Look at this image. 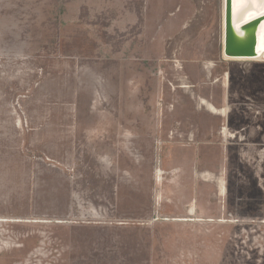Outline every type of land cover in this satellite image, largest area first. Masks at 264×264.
Masks as SVG:
<instances>
[{
	"label": "rangeland",
	"instance_id": "1",
	"mask_svg": "<svg viewBox=\"0 0 264 264\" xmlns=\"http://www.w3.org/2000/svg\"><path fill=\"white\" fill-rule=\"evenodd\" d=\"M50 1L0 0V264H264V60L224 57V0L104 1L68 24ZM124 83L150 123L98 156L76 108ZM189 126L192 206L171 159Z\"/></svg>",
	"mask_w": 264,
	"mask_h": 264
},
{
	"label": "crops",
	"instance_id": "2",
	"mask_svg": "<svg viewBox=\"0 0 264 264\" xmlns=\"http://www.w3.org/2000/svg\"><path fill=\"white\" fill-rule=\"evenodd\" d=\"M54 1L55 0L50 1L52 6L56 2ZM104 1L110 4V2L117 3L121 0H60V19L61 21L66 22L67 24L69 22H78L82 17V11L86 4L99 5L100 3L102 4V2ZM6 66L7 68H9L8 64H5L4 62L0 61V67L2 68V70ZM129 67L132 68L131 66ZM124 84V93H121V95L118 94L119 97H117L118 95L114 97L110 93V91L108 94L101 93L100 87H97L98 95L96 96V99L98 97V100L96 101V103L92 107H90L89 100L84 99L83 102H81L80 104L81 106L79 107L78 105V107L76 108V124L79 127L85 128L88 123H93L92 136H90V138L93 141V146L98 156H116L115 150L118 147L123 148L125 150H130L133 144V140L131 138V131L133 130L134 116L140 117L142 119L141 122L144 124L148 125L150 123V116L145 115V113L139 112V114H134L133 87L132 84ZM115 98H118V103L117 101L115 102ZM1 103L2 99L0 98V134L10 131V129L6 128V125L4 123L5 118L1 112ZM213 105L216 106L214 103ZM70 112L71 110H69L68 112L66 111V109L56 111L52 110L50 113L46 114V118L52 117L53 115L63 117ZM212 114L216 115L214 113ZM52 124L53 121L51 119L46 120V128L48 129L47 135L49 136V140L46 139L47 148H51L53 142V131L51 128ZM196 140V130L193 131L190 128L188 149L183 150V152H180L179 150L177 151L175 149L171 153V159L173 160V163H177L178 165L174 167L180 169L178 171V173H181L179 178L183 177L181 181V190H183V203L187 202L189 206H192L196 203V172L195 169L192 170L190 167L186 169V166H189V164L191 163H193L194 166L196 163ZM48 141H50V145L48 144ZM175 196L177 195L173 193V198Z\"/></svg>",
	"mask_w": 264,
	"mask_h": 264
},
{
	"label": "water",
	"instance_id": "3",
	"mask_svg": "<svg viewBox=\"0 0 264 264\" xmlns=\"http://www.w3.org/2000/svg\"><path fill=\"white\" fill-rule=\"evenodd\" d=\"M223 55L264 59V0H224Z\"/></svg>",
	"mask_w": 264,
	"mask_h": 264
},
{
	"label": "bare ground",
	"instance_id": "4",
	"mask_svg": "<svg viewBox=\"0 0 264 264\" xmlns=\"http://www.w3.org/2000/svg\"><path fill=\"white\" fill-rule=\"evenodd\" d=\"M256 60H264V59H256ZM202 104H203V106L207 107L208 110H210V111H212L214 113L217 112V109L215 108V106L212 105L210 102L202 100Z\"/></svg>",
	"mask_w": 264,
	"mask_h": 264
},
{
	"label": "built area",
	"instance_id": "5",
	"mask_svg": "<svg viewBox=\"0 0 264 264\" xmlns=\"http://www.w3.org/2000/svg\"><path fill=\"white\" fill-rule=\"evenodd\" d=\"M157 145H158V147H160L161 146V141H157ZM158 171H161V170L159 169Z\"/></svg>",
	"mask_w": 264,
	"mask_h": 264
}]
</instances>
